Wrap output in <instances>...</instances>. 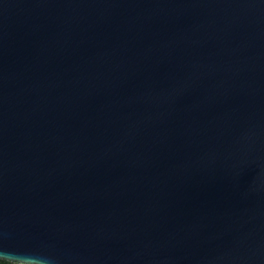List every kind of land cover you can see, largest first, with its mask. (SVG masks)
I'll list each match as a JSON object with an SVG mask.
<instances>
[{
	"label": "water",
	"instance_id": "water-1",
	"mask_svg": "<svg viewBox=\"0 0 264 264\" xmlns=\"http://www.w3.org/2000/svg\"><path fill=\"white\" fill-rule=\"evenodd\" d=\"M0 259L264 264V0H0Z\"/></svg>",
	"mask_w": 264,
	"mask_h": 264
},
{
	"label": "trees",
	"instance_id": "trees-1",
	"mask_svg": "<svg viewBox=\"0 0 264 264\" xmlns=\"http://www.w3.org/2000/svg\"><path fill=\"white\" fill-rule=\"evenodd\" d=\"M0 261L7 262V264H21V263H18V262H11V261H8V260H3V259H0Z\"/></svg>",
	"mask_w": 264,
	"mask_h": 264
},
{
	"label": "snow or ice",
	"instance_id": "snow-or-ice-1",
	"mask_svg": "<svg viewBox=\"0 0 264 264\" xmlns=\"http://www.w3.org/2000/svg\"><path fill=\"white\" fill-rule=\"evenodd\" d=\"M0 264H7V262L0 261Z\"/></svg>",
	"mask_w": 264,
	"mask_h": 264
}]
</instances>
